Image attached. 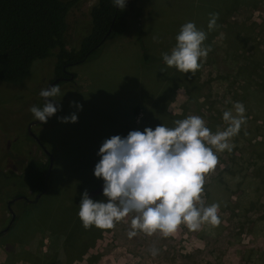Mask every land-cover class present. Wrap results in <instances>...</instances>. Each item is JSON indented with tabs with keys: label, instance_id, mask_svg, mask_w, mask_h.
<instances>
[{
	"label": "rangeland",
	"instance_id": "rangeland-1",
	"mask_svg": "<svg viewBox=\"0 0 264 264\" xmlns=\"http://www.w3.org/2000/svg\"><path fill=\"white\" fill-rule=\"evenodd\" d=\"M94 2L81 0L68 13L66 50L76 49L87 33ZM124 10L130 18L126 34L68 68L74 78L56 84L60 110L47 123L34 119L30 108L45 103L40 91L54 81L53 57L32 63L18 84L0 82V231L9 222L6 203L11 200L13 210H25L26 221L0 236V264H264V100H258L264 94L256 92L264 89V0H127ZM212 13L219 14V27L209 31ZM187 22L207 34L204 44L212 49L194 73L155 60L170 53ZM139 42L152 57L148 62ZM235 102L245 106L246 122L229 141L232 151L213 149L219 163L205 176L202 196L205 205H219L218 225L205 223L193 231L182 224L169 236L137 231L129 238L132 213L94 240L86 234L79 205L85 190L95 199L94 167L106 139L125 138L149 122L153 130L173 127L175 119L190 115L200 116L215 133L228 126L223 113L235 114ZM150 108L175 119L159 118L148 113ZM72 114L76 123L60 122ZM29 133L52 157L48 189L36 205L14 202L33 197L18 186L26 161L47 160ZM103 184L96 201H106ZM84 234L81 255L62 250Z\"/></svg>",
	"mask_w": 264,
	"mask_h": 264
},
{
	"label": "clouds",
	"instance_id": "clouds-1",
	"mask_svg": "<svg viewBox=\"0 0 264 264\" xmlns=\"http://www.w3.org/2000/svg\"><path fill=\"white\" fill-rule=\"evenodd\" d=\"M127 0H113L114 6L124 9ZM218 13L210 14L209 31L219 27ZM207 34L194 22L182 25L176 45L170 53H163L164 63L183 73H194L200 62L212 51L204 42ZM61 94L59 85L40 91L45 98L42 107L32 106L34 119L47 123L59 110L55 97ZM75 103V102H74ZM82 108L81 105H76ZM233 110L223 113L227 122L224 130L213 133L198 115L174 121L173 127L159 125L141 131H131L127 137L119 135L106 139L99 149L101 157L94 175L102 178L106 201H94L87 191L82 195L78 216L83 227L111 229L134 213L129 238L137 231L151 235L159 231L164 236L174 234L183 224L197 231L205 223L218 225L219 205H205L202 196L205 176L219 163L214 150L232 151L229 141L237 135L245 121V106L233 104ZM62 123H76L77 116L60 118ZM211 146V147H210ZM158 250H153L156 255Z\"/></svg>",
	"mask_w": 264,
	"mask_h": 264
},
{
	"label": "trees",
	"instance_id": "trees-1",
	"mask_svg": "<svg viewBox=\"0 0 264 264\" xmlns=\"http://www.w3.org/2000/svg\"><path fill=\"white\" fill-rule=\"evenodd\" d=\"M80 1L0 0V82L7 84H18L22 82L28 76L32 63L48 59L49 57L54 58L52 75L54 77L63 76L62 68L68 72L70 66L83 63L88 57L93 56L98 48L106 42L126 34L127 23L130 19L128 12L118 7L115 8L113 0H95L89 10V28L87 33L81 37L76 49L66 50L64 45L66 17L70 10ZM137 10L145 11V13L148 12L146 10H140V8ZM140 27L141 24H139ZM139 48L142 60L148 62L152 57L147 53L141 42H139ZM161 59L162 57L155 58L157 62L163 60ZM69 74L71 76L70 80H72L74 75L68 72L67 75L69 76ZM250 75L248 74V76ZM263 77L264 72L260 77L263 79L262 84L264 83ZM70 80L65 81L69 82ZM245 89L246 87L243 90ZM263 90L261 87L258 88L256 91L257 95H263ZM263 96H261L262 99L258 100L262 102L264 100ZM155 110L150 108L148 113H155L157 117L169 120L170 122L175 119V117L167 114L163 109H159L160 111L157 112ZM148 127L151 128V122L147 126H138L136 130L143 132ZM49 173L47 160L46 162H42L32 158L26 161L24 169L19 175L20 183L18 186H20L19 190L22 188V190L29 191L33 197L30 201L28 197L22 198L21 200L23 202H30L31 205H36L38 199L48 189ZM3 175L5 178L16 177V175L10 173ZM20 178L23 180L21 181ZM96 181L92 185L95 192L94 201L98 199L100 192H102L101 185L104 182L103 179L100 181L98 178H96ZM19 195L21 196V193L16 196ZM37 195H39L38 199L35 198ZM16 199H14V202ZM13 204L11 203L9 208L14 215V220L7 231L19 221L22 223L26 222L24 219L25 215H23L25 210L15 211L12 209ZM103 230L105 231L107 229H99L92 226L84 231L94 240L99 237ZM2 234L1 230L0 236ZM85 236L87 237L85 234L82 235L83 238L81 239L79 237V240H76V237H74L73 242L70 241V243H67L66 246H68L62 250H66L67 248L70 252L78 250V253L81 255L83 248L80 246V243L84 242ZM51 261L48 264H52ZM55 263L58 264L59 261L57 260Z\"/></svg>",
	"mask_w": 264,
	"mask_h": 264
},
{
	"label": "water",
	"instance_id": "water-1",
	"mask_svg": "<svg viewBox=\"0 0 264 264\" xmlns=\"http://www.w3.org/2000/svg\"><path fill=\"white\" fill-rule=\"evenodd\" d=\"M115 8H117V7L115 6ZM57 81H58V79H55L52 83H50V85H49L48 87L53 86ZM48 87H47V88H48ZM39 122H40V121H39ZM40 123H41V122H40ZM31 124H33V123H31ZM29 135L32 136L31 133H29ZM36 142H39V141L36 139ZM43 150H44V152L48 155V162H49V165H48V172H49V171H50V168H51L52 157L47 153V151H46L44 148H43ZM38 197H39V195H37L35 198L38 199ZM22 198H24V197H17V199H22ZM12 201H13V200L9 201L8 204L11 203ZM8 204H7V207H9ZM7 209H8V213L10 214V219H9V222H8L7 226L2 230V233H4V232L7 231L8 227L10 226V224H11V223L13 222V220H14V215L12 214V211L10 210V208H7Z\"/></svg>",
	"mask_w": 264,
	"mask_h": 264
},
{
	"label": "flooded vegetation",
	"instance_id": "flooded-vegetation-1",
	"mask_svg": "<svg viewBox=\"0 0 264 264\" xmlns=\"http://www.w3.org/2000/svg\"><path fill=\"white\" fill-rule=\"evenodd\" d=\"M62 73H64V75L63 76H58V77H54L53 75V77H52V80H55V79H58V81L56 82V83H58L59 81H65V80H70L71 79V76H70V74H69V76L67 75L68 74V72L64 69V68H62ZM55 83V84H56ZM54 84V85H55ZM53 85V86H54ZM42 123V122H41ZM35 124V123H34ZM33 124H29L28 126H27V130L29 131V129L31 128V126H32ZM31 138L33 139V141H34V143H36V145H38L39 146V148L43 151V153L47 156V161H48V155L44 152V150H43V147H42V145H41V143L40 142H36V138L32 135L31 136ZM48 165H49V162H48ZM51 165H52V163H51ZM13 202V201H12ZM11 202V203H12ZM11 203H9L8 204V202L6 203V208H9V207H7V204H8V206H10V204ZM8 210V209H7ZM9 217H10V214H9Z\"/></svg>",
	"mask_w": 264,
	"mask_h": 264
}]
</instances>
